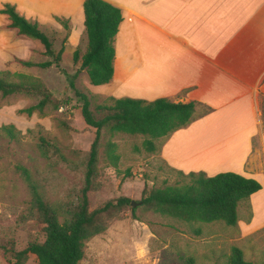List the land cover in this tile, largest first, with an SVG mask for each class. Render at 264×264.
Here are the masks:
<instances>
[{
    "label": "crops",
    "instance_id": "1",
    "mask_svg": "<svg viewBox=\"0 0 264 264\" xmlns=\"http://www.w3.org/2000/svg\"><path fill=\"white\" fill-rule=\"evenodd\" d=\"M103 1L120 10L122 21L113 77L88 84L89 91L105 90L93 93L104 100L195 103V120L162 142L159 157L184 174L234 173L257 181L261 189L243 202L255 220L264 212V0ZM83 2L0 0V9L9 4L40 27L59 26L55 18H61L72 31H84ZM0 22L7 24L4 15ZM183 143L191 148L181 157ZM194 158L199 163L192 165Z\"/></svg>",
    "mask_w": 264,
    "mask_h": 264
},
{
    "label": "rangeland",
    "instance_id": "2",
    "mask_svg": "<svg viewBox=\"0 0 264 264\" xmlns=\"http://www.w3.org/2000/svg\"><path fill=\"white\" fill-rule=\"evenodd\" d=\"M6 25L0 22V71L40 79L53 97L61 102L59 109L47 117L35 114L28 117L20 111L34 105L36 98L23 95L4 98L0 95V126L11 124L22 133L18 142L0 139V228L12 233L15 250L20 251L30 242H43L44 236L36 221L27 214L28 191L15 167L22 166L36 172L33 175L40 183L46 178L44 191L47 199L51 202L62 200L77 183L73 167L77 160L72 159L70 152L87 151L94 133L81 118V100L76 97L75 91L90 97V94H102L105 90L96 88L93 93L89 91L86 72L79 69L80 61L77 64L72 61L76 49L80 56L85 51L84 31H72L69 23L67 31L60 24L41 27L55 52L64 46L60 64L47 69L27 68L16 60L42 63L51 59L43 55L44 49L39 42L17 36ZM118 48L124 51L119 45ZM122 59L124 56L118 57V60ZM91 99L92 111L99 118L104 112L95 107L104 103V99L96 95ZM205 111L199 109L200 113ZM39 137L55 141L65 158L70 159L68 163L56 162L51 166L42 159L37 149ZM107 140L108 136L104 135L100 141L97 164L99 186L97 191L88 194L90 210L119 197L139 203L144 190L163 189L183 180L163 163L159 153L152 155L142 149L143 137L139 135L118 134L112 137L119 161L116 167L111 166L104 154ZM181 146L184 148L181 157L190 153L189 144ZM195 158L192 165L199 163ZM52 172L55 174L49 180ZM132 208L126 206L119 219L86 244L80 264H223L232 247L242 250L246 260L264 264V225L253 223L263 221L264 212L254 220L251 209L245 203L237 208L238 222L235 227L222 223L188 225L152 212H143L140 206L133 208L139 219L134 220L131 218ZM196 229L201 231L198 236L194 233ZM0 264H8L1 252ZM23 264L38 263L34 255H28Z\"/></svg>",
    "mask_w": 264,
    "mask_h": 264
},
{
    "label": "trees",
    "instance_id": "3",
    "mask_svg": "<svg viewBox=\"0 0 264 264\" xmlns=\"http://www.w3.org/2000/svg\"><path fill=\"white\" fill-rule=\"evenodd\" d=\"M0 14L7 18V29L15 31L19 37L39 42L44 49L43 55L51 59L42 63L16 60L18 64L27 68L58 67L64 52L63 45L55 52L40 25L20 16L9 4L3 5ZM83 14L85 51L80 56L76 49L72 61L74 64L80 61L79 69L86 72L91 86L105 85L113 77L114 41L122 21L121 12L103 0H84ZM55 21L68 30L67 20L55 18ZM0 95L4 98L13 95L36 98L34 105L20 111L28 117L35 114L44 118L61 106V102L53 97L40 79L22 73L0 71ZM75 95L81 100L79 111L84 124L94 130L87 151L70 152L72 159L77 160L73 164L77 183L62 200L51 202L44 191L46 178L40 183L33 175L36 172L22 166L15 167V172L28 191L27 214L38 224L44 240L41 243L30 242L23 250L16 251L12 233L0 228V252L8 264H23L28 255H34L38 264H80L84 259L86 244L103 234L113 221L120 218L124 208L131 206L128 198L119 197L104 202L94 210L89 208L88 194L97 191L99 186L97 164L102 137L108 136L104 154L109 164L116 167L119 155L116 153V144L111 142L112 137L118 134L142 136V149L154 155L159 152L164 140L188 127L197 116L195 103L109 97L95 107L104 112L97 118L91 108L93 95L87 97L78 91H75ZM21 137L22 133L14 125L0 126V139L18 142ZM37 149L40 157L51 166L70 160L65 158L55 141L45 137H39ZM173 171L183 180L163 189L144 190L139 202L143 212H152L188 225L222 223L227 227H235L239 205L261 189L257 181L234 173L207 176L204 172L184 174ZM52 174L55 173H50L49 180L53 178ZM131 218L139 220L133 208ZM194 233L198 236L201 231L196 229ZM223 264L257 263L246 260L242 250L232 247Z\"/></svg>",
    "mask_w": 264,
    "mask_h": 264
},
{
    "label": "water",
    "instance_id": "4",
    "mask_svg": "<svg viewBox=\"0 0 264 264\" xmlns=\"http://www.w3.org/2000/svg\"><path fill=\"white\" fill-rule=\"evenodd\" d=\"M131 206L134 208V207H137L139 206V203H135V202H131Z\"/></svg>",
    "mask_w": 264,
    "mask_h": 264
}]
</instances>
